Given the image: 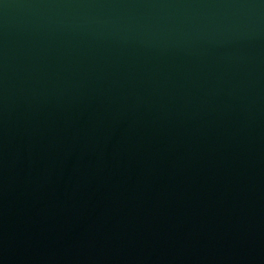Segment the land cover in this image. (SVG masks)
Returning a JSON list of instances; mask_svg holds the SVG:
<instances>
[{"label":"water","instance_id":"water-1","mask_svg":"<svg viewBox=\"0 0 264 264\" xmlns=\"http://www.w3.org/2000/svg\"><path fill=\"white\" fill-rule=\"evenodd\" d=\"M0 264H264V0H0Z\"/></svg>","mask_w":264,"mask_h":264}]
</instances>
